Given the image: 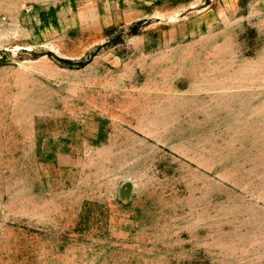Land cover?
Masks as SVG:
<instances>
[{
  "label": "rangeland",
  "instance_id": "obj_1",
  "mask_svg": "<svg viewBox=\"0 0 264 264\" xmlns=\"http://www.w3.org/2000/svg\"><path fill=\"white\" fill-rule=\"evenodd\" d=\"M0 264H264V0H0Z\"/></svg>",
  "mask_w": 264,
  "mask_h": 264
}]
</instances>
